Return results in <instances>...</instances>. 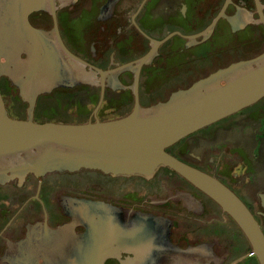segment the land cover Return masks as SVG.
Masks as SVG:
<instances>
[{
	"label": "flooded vegetation",
	"instance_id": "flooded-vegetation-1",
	"mask_svg": "<svg viewBox=\"0 0 264 264\" xmlns=\"http://www.w3.org/2000/svg\"><path fill=\"white\" fill-rule=\"evenodd\" d=\"M40 2L27 18L37 37L21 26L16 58L0 52V95L8 114L19 119L122 117L134 108L136 88L147 108L264 51V0ZM4 15L1 26L9 29L14 15ZM15 65L17 80L5 71ZM99 70L109 72L105 79ZM60 73L72 77L58 79ZM77 75L83 81L75 83ZM167 151L227 185L264 234V96ZM7 161L0 163V264L37 255L29 246L47 231L53 236L65 227L86 237L98 218L100 234H107L98 249L107 257L104 264H123L119 258L133 257L139 248L153 257L172 256L175 264H261L235 218L167 165L146 177L97 168L39 173L9 169L18 165Z\"/></svg>",
	"mask_w": 264,
	"mask_h": 264
},
{
	"label": "water",
	"instance_id": "water-1",
	"mask_svg": "<svg viewBox=\"0 0 264 264\" xmlns=\"http://www.w3.org/2000/svg\"><path fill=\"white\" fill-rule=\"evenodd\" d=\"M40 3V0H0V52L7 54L9 60L16 58V47L23 33L20 31L21 26H25L29 36L37 37V30L29 26L27 18ZM6 11L14 15L7 24L9 29L1 26L5 23L2 19ZM29 52L31 54V50ZM70 54L74 58V54ZM146 58L142 57L140 66ZM59 66L63 67L61 62ZM128 66L124 65L120 69ZM9 69L7 67L5 71L17 80L20 72L18 66L15 65L13 69L9 66ZM99 72L102 79L109 73L103 70ZM57 75L58 79L59 75L64 79L72 77H65L62 73ZM81 81L82 77L77 75L74 82ZM58 82L63 84L65 81ZM137 82L138 75L136 86ZM263 96L264 51L221 68L190 87L174 92L167 101L147 108L141 106L136 88L132 111L114 119L97 118L95 121L78 123L41 122L34 120L32 114L28 119H19L8 114L0 95V163L8 160L9 164L18 165L9 169L22 170L25 167L39 173L97 168L113 174H142L146 177H151L160 166L167 165L215 199L235 218L251 241L261 264H264V234L239 196L217 177L167 151L168 146L186 135L253 104ZM86 218L91 217L88 215ZM101 226L99 218L93 221V231L86 237L73 231L70 233L65 227L53 236L47 231L29 246L30 250L38 252L37 255L33 253L14 259L9 257L6 262L104 264L107 257L99 251L100 239H106L107 234H100ZM108 226L105 221V227ZM93 243L98 244L99 248L92 247ZM26 248L24 243L21 249ZM145 249L139 248L140 251L133 257L119 259L123 264L176 263V258L172 256L153 257L148 255V248ZM88 251L98 253L87 255Z\"/></svg>",
	"mask_w": 264,
	"mask_h": 264
}]
</instances>
